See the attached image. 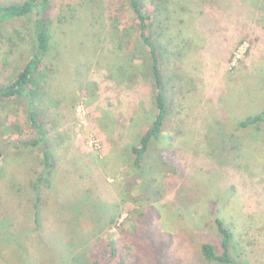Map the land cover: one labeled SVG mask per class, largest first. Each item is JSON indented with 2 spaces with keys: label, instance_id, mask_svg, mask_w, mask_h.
I'll list each match as a JSON object with an SVG mask.
<instances>
[{
  "label": "rangeland",
  "instance_id": "obj_1",
  "mask_svg": "<svg viewBox=\"0 0 264 264\" xmlns=\"http://www.w3.org/2000/svg\"><path fill=\"white\" fill-rule=\"evenodd\" d=\"M22 1L0 0V4ZM196 1L202 13L186 15L180 36H194V43L181 53L180 67L184 65L185 74L198 76L204 85L199 93L187 95L177 79L167 82V124L161 131L167 144L151 142L142 164L150 174L141 178L120 164L121 152H114L108 138L111 131L116 135L115 127L125 119L113 105L119 100L131 105L138 92L147 94L149 89L130 85L118 90L102 78V61L104 66L118 61L117 49L113 52L109 44L96 60L91 50L94 37L86 30L91 25L89 5L82 9L81 0H53L52 12L62 3L72 5L82 23L65 25V45L59 49L51 78L56 92L50 95L61 97L63 106L77 105L53 109L54 119L45 118L48 137L59 133L61 140L51 141L55 164L50 186L35 187L41 160L37 149L15 148L18 140L30 135L23 103H0V264H92L110 253L112 238L115 247L129 242L144 264H218L206 261L198 246L203 240L217 241L210 221L214 208L234 223L233 258L264 264V122L237 125L264 110V20L260 21L264 12L253 16V0ZM145 6L151 10L150 4ZM131 18L126 12L119 28L130 27ZM3 28L0 83L15 75L29 51L16 27ZM61 31L57 29L55 37L63 36ZM250 32L251 37L258 36L257 44L250 54L236 58L241 45L237 42ZM178 62H171L173 69ZM231 66L233 73L227 70ZM89 80L93 84H87ZM187 85L196 90L192 80ZM184 94L189 97L185 102ZM78 105L83 114L77 113ZM146 110L136 117L129 113L137 118V127ZM13 121L20 131L9 128ZM131 126L126 120L120 125L118 137L125 142H133L137 133ZM36 200L41 207L39 227L33 222ZM129 214L134 231L122 232L120 224ZM115 261L111 256L107 264Z\"/></svg>",
  "mask_w": 264,
  "mask_h": 264
},
{
  "label": "trees",
  "instance_id": "obj_2",
  "mask_svg": "<svg viewBox=\"0 0 264 264\" xmlns=\"http://www.w3.org/2000/svg\"><path fill=\"white\" fill-rule=\"evenodd\" d=\"M81 1L82 9L89 5L87 10H89L91 16V25L86 26V30L91 37H94L92 39L93 48L91 49L94 51V58L97 60L100 55H104L109 50V44L113 52L115 49L118 51V61L116 60L115 63L104 66L105 63L102 61V78H107L118 90L126 89L130 85H142L149 89L147 94L138 92L136 94L137 100L131 105L130 103L124 104L121 100L117 105H113L118 106L119 116L125 115L122 122L126 120L129 122V127L132 125L131 129L137 131L135 135L133 134V142H125V138L120 135L118 137V132L122 130L120 129L122 122L115 127L117 129L114 130L116 135L111 131L108 138L113 141L114 152L117 153L116 149L121 152L120 155L117 153L120 160H122L120 164H125L133 172H138V175L142 178L144 174H150L148 169L142 167V164L151 142L161 141L167 144L168 137L162 135L161 131L167 124L164 121L167 110L166 99L168 93L166 90L168 83L170 84L173 81L172 79H177L182 86L183 93L187 95L202 91L197 90L199 86L204 85L200 83V78L198 76L192 77L189 73L186 75L184 65L180 67V61H183L181 53L184 48L192 46V43H194V36H184V41L180 36L184 22L188 17L186 15L191 14L198 17L202 12L197 10L196 0H109L110 4L106 0ZM253 1L255 3V8L252 9L253 16H262L264 5H260V0ZM53 3V0H23L22 2L0 4V38L2 37L1 32L5 31L3 27L6 28L12 25L13 28H17L15 31H18V35L22 36L20 41H23L29 49L27 58L20 64V68L15 75L9 78L7 82L0 83V103L19 100L23 103L25 129H28L30 135L26 139L18 140V146L15 148H18V150L26 147L37 149L41 160L38 164L39 174L33 184L35 187L36 183L43 184L46 187L50 186L51 173H53L55 164L52 153L54 144L51 141L55 139L56 143L59 144L58 139L61 140L59 133H52L51 135H55L53 139L48 137L50 134L47 131L46 124L49 121H46L45 118L54 119L53 109L62 111L64 108H74L77 105L68 104L67 107L66 105L63 106L60 104L61 97H56L53 94L51 96L50 94L56 92V88L53 87L55 81L51 78L55 76V65L60 60L61 53L59 49L64 44L65 25L73 27L81 24L82 21L76 18L80 13L72 5L66 6L62 3L57 6L55 12H52ZM145 4H150L152 6L151 10H147ZM109 12L110 16L107 14ZM126 12H129L132 16V25L128 28L122 25L120 29L119 25L122 24ZM256 13L258 14L256 15ZM262 20L264 19L260 21ZM28 25L30 29H28ZM262 27L264 28V25ZM60 28H63V31H61L63 36L56 35L55 37V31ZM27 34L30 37L29 40H27ZM251 35H253L252 32L247 33L240 37L237 42L248 44L246 54H250L252 47L257 44L258 36L251 37ZM122 55L127 60L126 65H124ZM177 59L179 62L173 63L176 65V69H173L171 62H175ZM227 70L233 73L235 67L231 66ZM186 79L187 81L192 80L196 90H191L188 87ZM90 83L89 80L87 84ZM209 88L204 89L205 93ZM79 92L85 94L81 90ZM188 99L189 97L184 94L182 100L185 102ZM182 100L176 104L178 108L182 107ZM123 108L125 109L123 110ZM146 109H149V112L142 120V125L137 127V118L132 119L130 114L136 117L141 111L147 112ZM6 115L9 116L7 112ZM261 122H264V110L255 116L252 115L241 120L237 125L240 128H245ZM144 125L147 126L144 128ZM8 126L17 131L21 130L18 123L14 121ZM8 126L4 129H7ZM123 127H127V124ZM169 149L170 146L165 150ZM127 160H130L129 164ZM39 202L36 200L33 205V222L37 227L40 224L41 212ZM221 211L214 208L215 213L210 216V221L215 229V236H217L216 243L211 244L203 240L198 244L203 258L208 262L218 264H249L245 261H236L233 258L231 245L235 226L233 221L218 215V212ZM130 223L129 214V217L120 224V231L124 232L123 229L130 230V228L134 231V225ZM106 224L109 226L108 223ZM125 224L127 227L124 228ZM114 242L116 241L112 238L110 253H104L102 261H93L92 264H107V260L111 256L115 257V264H144L140 256L133 251L129 242H121L120 247L113 246Z\"/></svg>",
  "mask_w": 264,
  "mask_h": 264
},
{
  "label": "built area",
  "instance_id": "obj_3",
  "mask_svg": "<svg viewBox=\"0 0 264 264\" xmlns=\"http://www.w3.org/2000/svg\"><path fill=\"white\" fill-rule=\"evenodd\" d=\"M247 48V44L245 42H243L237 49V54H236V58L240 57L241 55H243V53H245ZM235 63V62H234ZM233 63V64H234ZM80 105H78L76 111L77 113H82L83 114V107H79Z\"/></svg>",
  "mask_w": 264,
  "mask_h": 264
}]
</instances>
